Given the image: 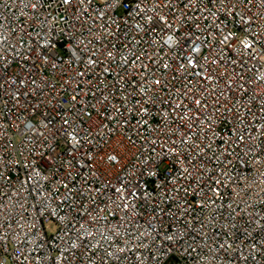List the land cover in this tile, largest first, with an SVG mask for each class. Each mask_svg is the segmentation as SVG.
Wrapping results in <instances>:
<instances>
[{"label": "built area", "instance_id": "1", "mask_svg": "<svg viewBox=\"0 0 264 264\" xmlns=\"http://www.w3.org/2000/svg\"><path fill=\"white\" fill-rule=\"evenodd\" d=\"M0 264H264V0H0Z\"/></svg>", "mask_w": 264, "mask_h": 264}]
</instances>
